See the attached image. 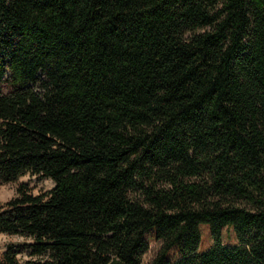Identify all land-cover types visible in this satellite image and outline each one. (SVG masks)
<instances>
[{"label":"trees","instance_id":"1","mask_svg":"<svg viewBox=\"0 0 264 264\" xmlns=\"http://www.w3.org/2000/svg\"><path fill=\"white\" fill-rule=\"evenodd\" d=\"M27 172L55 184L0 204V264H142L152 230L148 264H264V0H0V180Z\"/></svg>","mask_w":264,"mask_h":264},{"label":"rangeland","instance_id":"2","mask_svg":"<svg viewBox=\"0 0 264 264\" xmlns=\"http://www.w3.org/2000/svg\"><path fill=\"white\" fill-rule=\"evenodd\" d=\"M6 85V84H5ZM7 87V86H5ZM25 184L33 193L45 192L52 188L55 184L51 177H39L37 174L27 172L12 180H0V204L12 198L18 193V187ZM201 243L200 249H207L215 243L214 237L211 233L208 223H201ZM149 248L143 253V263L148 264L158 247L160 240L156 237L155 232L152 230L148 233ZM24 236L18 234H11L7 232H0V258L3 256L6 247L11 242L23 241ZM221 241L226 245H234L239 242L235 228L232 225H226L222 229ZM179 255L176 249L171 252V258L174 259ZM20 259L25 258V254L19 253Z\"/></svg>","mask_w":264,"mask_h":264}]
</instances>
